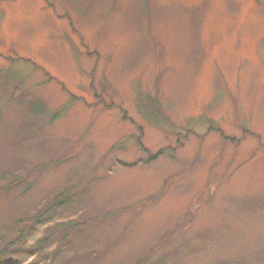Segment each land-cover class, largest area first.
I'll return each mask as SVG.
<instances>
[{"label":"rangeland","instance_id":"obj_1","mask_svg":"<svg viewBox=\"0 0 264 264\" xmlns=\"http://www.w3.org/2000/svg\"><path fill=\"white\" fill-rule=\"evenodd\" d=\"M72 188L10 259L264 264V0H0L4 240Z\"/></svg>","mask_w":264,"mask_h":264},{"label":"trees","instance_id":"obj_2","mask_svg":"<svg viewBox=\"0 0 264 264\" xmlns=\"http://www.w3.org/2000/svg\"><path fill=\"white\" fill-rule=\"evenodd\" d=\"M148 157V160H154L157 158L155 155ZM15 182L18 181L15 180ZM12 184L15 185L16 183ZM73 190L74 189L72 188L70 191H65L60 196H56L45 209L38 210L36 213L25 218H20L16 223L13 224V227L9 229L13 235L10 237L11 241H5V236H2L0 233V264H20L13 259H10V257H12L13 252H16L19 250V248L23 247L22 245L25 243L26 254H32L33 252H36L40 255L43 252L44 246L52 241L51 238L46 237V239L39 240L35 243H31L30 245L27 244V242H29L30 234H32L36 228L43 227L45 221L51 220L57 210L64 209L70 204L72 205L74 193H71ZM43 218L45 219L43 220ZM63 238L66 237L64 236ZM2 243L4 244L2 245Z\"/></svg>","mask_w":264,"mask_h":264}]
</instances>
